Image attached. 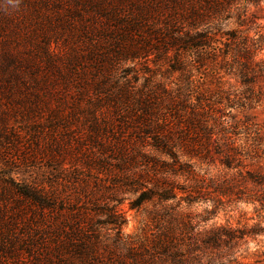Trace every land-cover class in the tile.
Listing matches in <instances>:
<instances>
[{
  "label": "trees",
  "instance_id": "16d2710c",
  "mask_svg": "<svg viewBox=\"0 0 264 264\" xmlns=\"http://www.w3.org/2000/svg\"><path fill=\"white\" fill-rule=\"evenodd\" d=\"M237 1L0 0V264H215L235 237L183 207L205 183L181 161L191 103L133 67L153 50L184 66ZM125 202L153 229L125 234Z\"/></svg>",
  "mask_w": 264,
  "mask_h": 264
},
{
  "label": "rangeland",
  "instance_id": "374dc122",
  "mask_svg": "<svg viewBox=\"0 0 264 264\" xmlns=\"http://www.w3.org/2000/svg\"><path fill=\"white\" fill-rule=\"evenodd\" d=\"M231 7L206 20L200 30L208 27L210 46L181 53L184 66L177 51L153 50L133 69L139 85L160 83L191 103L181 124L190 154L181 152V161L205 183L183 207L200 231L219 227L235 237L208 253L213 263L264 264V186L258 184L264 177V0H238ZM204 98L210 100L201 113L197 99ZM191 116L203 127L188 126ZM12 176L33 180L20 170ZM194 184L180 180L187 190ZM122 207L125 234L153 229L151 205L129 210L125 202Z\"/></svg>",
  "mask_w": 264,
  "mask_h": 264
}]
</instances>
